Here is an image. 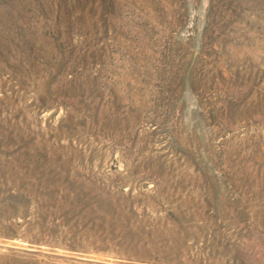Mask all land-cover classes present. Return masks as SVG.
<instances>
[{
  "label": "rangeland",
  "instance_id": "obj_1",
  "mask_svg": "<svg viewBox=\"0 0 264 264\" xmlns=\"http://www.w3.org/2000/svg\"><path fill=\"white\" fill-rule=\"evenodd\" d=\"M0 264H264V0H0Z\"/></svg>",
  "mask_w": 264,
  "mask_h": 264
}]
</instances>
